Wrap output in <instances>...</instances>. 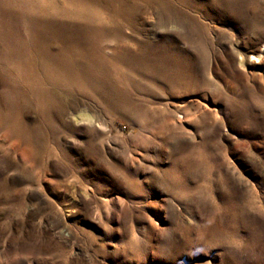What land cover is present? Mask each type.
Returning <instances> with one entry per match:
<instances>
[{
  "label": "rangeland",
  "instance_id": "374dc122",
  "mask_svg": "<svg viewBox=\"0 0 264 264\" xmlns=\"http://www.w3.org/2000/svg\"><path fill=\"white\" fill-rule=\"evenodd\" d=\"M0 264H264V0H0Z\"/></svg>",
  "mask_w": 264,
  "mask_h": 264
},
{
  "label": "bare ground",
  "instance_id": "6f19581e",
  "mask_svg": "<svg viewBox=\"0 0 264 264\" xmlns=\"http://www.w3.org/2000/svg\"><path fill=\"white\" fill-rule=\"evenodd\" d=\"M78 120H80V121H86V122L89 123V124H94V123H96V121H97L93 116H90V115H88V114H86V113L82 114V115L79 117Z\"/></svg>",
  "mask_w": 264,
  "mask_h": 264
}]
</instances>
